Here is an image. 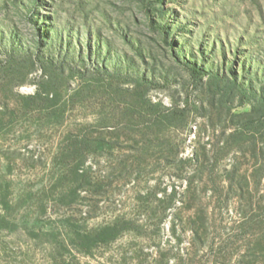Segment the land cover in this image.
I'll use <instances>...</instances> for the list:
<instances>
[{"label":"rangeland","instance_id":"374dc122","mask_svg":"<svg viewBox=\"0 0 264 264\" xmlns=\"http://www.w3.org/2000/svg\"><path fill=\"white\" fill-rule=\"evenodd\" d=\"M0 264H264V0H0Z\"/></svg>","mask_w":264,"mask_h":264}]
</instances>
